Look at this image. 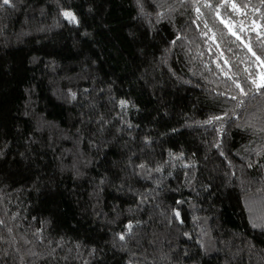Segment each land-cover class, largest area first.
<instances>
[{
    "label": "trees",
    "instance_id": "trees-1",
    "mask_svg": "<svg viewBox=\"0 0 264 264\" xmlns=\"http://www.w3.org/2000/svg\"><path fill=\"white\" fill-rule=\"evenodd\" d=\"M0 264H264V0H0Z\"/></svg>",
    "mask_w": 264,
    "mask_h": 264
},
{
    "label": "snow or ice",
    "instance_id": "snow-or-ice-1",
    "mask_svg": "<svg viewBox=\"0 0 264 264\" xmlns=\"http://www.w3.org/2000/svg\"><path fill=\"white\" fill-rule=\"evenodd\" d=\"M3 2H4L5 4H7V3H9V0H3ZM65 16H66V17H70V18L73 19V20L75 19V17H73L71 13H65Z\"/></svg>",
    "mask_w": 264,
    "mask_h": 264
}]
</instances>
